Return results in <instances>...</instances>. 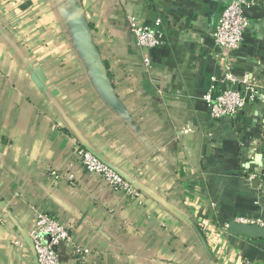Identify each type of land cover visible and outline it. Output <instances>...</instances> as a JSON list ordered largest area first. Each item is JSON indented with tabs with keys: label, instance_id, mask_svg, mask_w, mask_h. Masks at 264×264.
Listing matches in <instances>:
<instances>
[{
	"label": "crops",
	"instance_id": "1",
	"mask_svg": "<svg viewBox=\"0 0 264 264\" xmlns=\"http://www.w3.org/2000/svg\"><path fill=\"white\" fill-rule=\"evenodd\" d=\"M230 1L0 0V264H34L36 210L89 250L78 261L61 244V264H264V240L227 233L264 227V98L219 119L202 101ZM130 17L160 19L162 44L140 48ZM233 72L264 88V18ZM77 148L139 198L85 172Z\"/></svg>",
	"mask_w": 264,
	"mask_h": 264
},
{
	"label": "built area",
	"instance_id": "2",
	"mask_svg": "<svg viewBox=\"0 0 264 264\" xmlns=\"http://www.w3.org/2000/svg\"><path fill=\"white\" fill-rule=\"evenodd\" d=\"M258 4V0H231L222 10L215 31L212 35L220 77H212L210 85L202 96L211 118L219 119L239 114L246 104L264 97L259 94L262 87L247 74L236 75L234 64L243 34L249 26V20L242 13L243 7ZM129 28L135 37L136 44L145 50L156 48L162 44L161 20L154 21L153 28L146 24H139L135 18L128 19ZM144 64H149L145 58ZM248 94V97L246 95ZM74 157L85 172L97 175L110 188L124 193L132 199H138L140 194L133 186L123 179L115 170L99 160L91 152L77 148ZM51 175L59 177L55 172ZM67 180H72V174H63ZM243 223L248 221L242 220ZM28 237L33 245L37 264H61L57 251L61 244H72L76 260H83L89 250L72 243L70 226L56 220L49 213L36 210L35 219ZM243 264H254L244 259Z\"/></svg>",
	"mask_w": 264,
	"mask_h": 264
},
{
	"label": "water",
	"instance_id": "3",
	"mask_svg": "<svg viewBox=\"0 0 264 264\" xmlns=\"http://www.w3.org/2000/svg\"><path fill=\"white\" fill-rule=\"evenodd\" d=\"M242 13H243L244 17H246L248 20H255L258 18H264V8H261L258 5H254L251 7H243ZM246 97H248V94L246 95ZM96 157L99 160H101L103 163H105L102 159H100V157H98V156H96ZM106 165H108V164H106ZM227 233L229 235L240 236V237H245V238H249V239H262V240H264V227L256 225V224H244V223L230 222L227 226ZM27 243L31 249V253H32L31 259L33 260L34 264H37L35 252L33 250V245H32V242L30 241L29 238L27 239ZM204 246H205V244H204Z\"/></svg>",
	"mask_w": 264,
	"mask_h": 264
}]
</instances>
